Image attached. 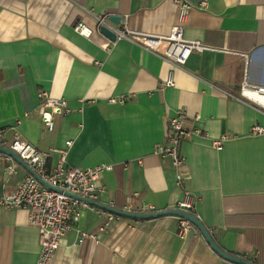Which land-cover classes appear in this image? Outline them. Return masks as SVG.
Listing matches in <instances>:
<instances>
[{
    "label": "crops",
    "instance_id": "obj_1",
    "mask_svg": "<svg viewBox=\"0 0 264 264\" xmlns=\"http://www.w3.org/2000/svg\"><path fill=\"white\" fill-rule=\"evenodd\" d=\"M191 8L184 36L217 49L248 54L249 76L264 84V0H186ZM206 4V5H205ZM107 16L114 28L136 34L168 36L178 23L175 0H0V130L47 152V167L67 150L66 164H112L98 186L99 202L135 211L176 208L183 197L177 182L188 177L197 214L215 241L229 253L264 264V112L215 91L210 82L231 86L237 67L212 71L220 57L173 66L160 55L125 40L115 43L101 32L89 38L74 30L79 21L96 26ZM120 16L118 25L109 17ZM115 32V31H114ZM198 75V76H197ZM172 76L174 86H164ZM66 100L68 112L54 116L48 130L39 93ZM124 102L112 99L123 98ZM44 99V98H43ZM187 114L189 130H199L182 144L185 161L174 165L157 150L166 143L170 118ZM231 138L222 149L211 140ZM71 141V145H67ZM0 153V196L11 193L29 174L17 161L6 172ZM179 217L109 219L87 209L61 240L50 264H236L217 254L198 228L184 237ZM91 232L81 243L80 232ZM40 235L28 211L0 205V264H36Z\"/></svg>",
    "mask_w": 264,
    "mask_h": 264
},
{
    "label": "built area",
    "instance_id": "obj_2",
    "mask_svg": "<svg viewBox=\"0 0 264 264\" xmlns=\"http://www.w3.org/2000/svg\"><path fill=\"white\" fill-rule=\"evenodd\" d=\"M179 4L178 23L172 28L168 36H152L149 34H136L131 32L125 25L124 29H118L107 23V16H96V26L91 27L84 21H79L74 26V30L79 34L91 37L93 33L99 32L100 27L107 24L117 34V40L125 39L134 42L143 48L160 55L165 61L173 66L179 67L185 71L194 74L187 65L194 61L201 68L210 69L205 57H220L222 64L211 66L212 71L223 73L225 63L227 68L235 65L237 74L230 78L229 85L210 82L212 88L219 94L237 99L241 102L250 104L264 112V84L254 83L249 76L248 54L222 50L210 47L199 40H189L184 36V25L187 14L191 5L186 0H175ZM206 5V4H205ZM115 43V41H113ZM196 75V74H194ZM198 76V75H197ZM175 82L172 76L164 83V86H174ZM43 100L42 108L51 106V112H42V120L48 130L52 131L55 127L54 116L68 112L66 100H57L48 97L45 91L39 93ZM44 98V99H43ZM123 98H113V102H124ZM187 114L182 111L170 118V128L165 134L166 143L157 150L162 156L171 157L174 165H180L185 161L182 152V144L187 137L199 130H189L185 126ZM6 128L0 130V145L8 147L15 151L28 165H30L49 185L51 189L44 185L34 175L28 174L15 188L8 194L0 196V205L8 208H23L28 211L29 223L39 230L40 235V253L36 264H50L54 252L60 247L61 240L71 230L74 224H77L83 213L87 209L96 210L109 219L119 217L102 208L92 205L84 200L92 199L99 201L104 192L103 186H98V180L104 172L113 169L112 164H99L89 167H78L66 164L67 150H63L61 161L51 168L47 167L48 153L38 149L35 145L15 134L12 140H6L4 134ZM264 126L254 124L250 128V135H263ZM231 138L226 133L218 138H213L211 143L216 149H222L224 142ZM67 141V145H71ZM4 160L7 161L5 166L8 174H14L17 170L16 161L9 155L5 154ZM188 177L177 176L178 184L183 188V197L177 204V209L197 214L196 201L197 195L189 190L186 186ZM111 206H114L111 204ZM127 211H135L133 203L130 200L123 208ZM154 209L143 205L140 212L153 211ZM192 228H196L193 223L183 217H179L178 233L184 237ZM93 235L91 232L81 231L80 242Z\"/></svg>",
    "mask_w": 264,
    "mask_h": 264
},
{
    "label": "water",
    "instance_id": "obj_3",
    "mask_svg": "<svg viewBox=\"0 0 264 264\" xmlns=\"http://www.w3.org/2000/svg\"><path fill=\"white\" fill-rule=\"evenodd\" d=\"M121 17L113 15L109 17V22L118 25L120 22ZM100 32L103 34L106 38L110 39L111 41L117 40V34L107 25L104 24L100 27ZM0 153L7 154L11 156L15 161H17L21 166H23L28 172L32 175H34L38 180H40L44 185L48 186L51 189H55L51 185H49L47 182H45L41 176L30 166L28 165L15 151L12 149L1 146L0 145ZM82 200L95 205L99 208H102L110 213L116 214L118 216H123L126 218H132V219H151V218H157L161 216L166 215H174L178 217H183L189 220L191 223L195 225L196 228L199 229V231L202 233L204 238L206 239L207 243L211 246V248L219 254L221 257L236 263V264H255L252 261L248 260L245 257L238 256L232 253H229L228 251L224 250L213 238L209 228L204 224V222L199 218L196 214L186 212L177 208H169L164 210H153L148 212H140V211H127L123 210L121 208H116L114 206L104 204L99 201H95L92 199H83Z\"/></svg>",
    "mask_w": 264,
    "mask_h": 264
},
{
    "label": "trees",
    "instance_id": "obj_4",
    "mask_svg": "<svg viewBox=\"0 0 264 264\" xmlns=\"http://www.w3.org/2000/svg\"><path fill=\"white\" fill-rule=\"evenodd\" d=\"M119 217H123V216H119ZM123 218H126V217H123Z\"/></svg>",
    "mask_w": 264,
    "mask_h": 264
}]
</instances>
